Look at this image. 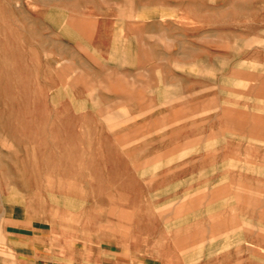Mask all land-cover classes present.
<instances>
[{
	"label": "rangeland",
	"instance_id": "obj_1",
	"mask_svg": "<svg viewBox=\"0 0 264 264\" xmlns=\"http://www.w3.org/2000/svg\"><path fill=\"white\" fill-rule=\"evenodd\" d=\"M144 6L129 64L0 0V264H264V0Z\"/></svg>",
	"mask_w": 264,
	"mask_h": 264
},
{
	"label": "crops",
	"instance_id": "obj_2",
	"mask_svg": "<svg viewBox=\"0 0 264 264\" xmlns=\"http://www.w3.org/2000/svg\"><path fill=\"white\" fill-rule=\"evenodd\" d=\"M145 1L150 2V0H37V13L46 19L51 30L60 32L59 35L65 42L73 44L75 41L84 40L89 46L90 41L97 38L100 41L98 44L103 48V54L113 50L116 56L125 57L129 64H134L138 55L137 47L145 43L141 34L144 26L139 16L144 15L147 8L167 10L166 6L145 7ZM174 1L177 11V4L182 3V0ZM13 248L15 264H87L86 256L81 253L77 258L70 250L66 252L48 250L37 241ZM89 264L129 263L122 261L119 254L104 253L99 249L94 262Z\"/></svg>",
	"mask_w": 264,
	"mask_h": 264
},
{
	"label": "bare ground",
	"instance_id": "obj_3",
	"mask_svg": "<svg viewBox=\"0 0 264 264\" xmlns=\"http://www.w3.org/2000/svg\"><path fill=\"white\" fill-rule=\"evenodd\" d=\"M201 8V7H200ZM136 18V17H135ZM50 26V25H49ZM46 36V35H45ZM58 40V39H57ZM62 43V42H61ZM66 44V43H65ZM65 44L63 45V46H65ZM116 44V43H115ZM179 45V44H178ZM117 46V45H116ZM60 49V48H59ZM64 50V49H63ZM64 62H66V61H64ZM58 64V63H57ZM77 68V67H76ZM66 80V79H65ZM121 80V79H120ZM130 84V83H129ZM131 86V85H130ZM134 86V85H133ZM132 86V87H133ZM165 86H167V84L165 85ZM169 87V86H168ZM173 88V87H172ZM169 91V90H168ZM5 137V136H4ZM264 142V141H263ZM233 160V159H232ZM260 250V249H259Z\"/></svg>",
	"mask_w": 264,
	"mask_h": 264
}]
</instances>
